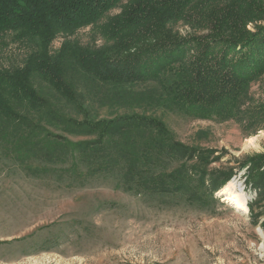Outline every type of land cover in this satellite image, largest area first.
I'll list each match as a JSON object with an SVG mask.
<instances>
[{
	"label": "rangeland",
	"instance_id": "obj_1",
	"mask_svg": "<svg viewBox=\"0 0 264 264\" xmlns=\"http://www.w3.org/2000/svg\"><path fill=\"white\" fill-rule=\"evenodd\" d=\"M209 4H192L185 19L169 27L181 37H202L208 33ZM121 9H112L102 22ZM247 28L254 30V24ZM65 40L92 48L111 44L89 25L58 34L52 52ZM35 48L34 41L14 32L1 35L0 68L23 65ZM33 81L58 109L79 120L133 112L157 116L175 141L196 149L199 159H170L157 170L188 174L190 182L181 189L147 190L143 179L128 182L114 168L73 158L53 145L61 136L72 141L92 136L36 117L44 128L25 144L23 128L0 125V264H264V187L252 186L249 166H242L264 153V116L249 123L244 115L264 106V74L249 82L236 116L209 118L169 107L155 80L115 86L82 78L83 111L40 78ZM225 171H233L231 179L211 193L212 175ZM229 182L247 209L223 200Z\"/></svg>",
	"mask_w": 264,
	"mask_h": 264
},
{
	"label": "trees",
	"instance_id": "obj_2",
	"mask_svg": "<svg viewBox=\"0 0 264 264\" xmlns=\"http://www.w3.org/2000/svg\"><path fill=\"white\" fill-rule=\"evenodd\" d=\"M197 2L211 3L205 15L210 21L208 33L181 37L169 24L185 19L187 9ZM120 6L119 13L102 22ZM249 22L254 30L247 28ZM89 25L111 44L92 48L65 40L52 52L58 34H72ZM7 32L34 41L36 48L23 65L0 68V125L23 128L28 132L23 136L25 144L32 133L44 128L36 117L70 133L92 136L81 141L61 136L62 141L53 145L65 148L73 158L114 168L128 182L143 179L147 190L181 189L189 183L188 174L182 177L178 171L160 174L157 170L170 159H199L196 149L175 141L166 123L154 115L71 117L36 88L34 77L80 111L78 81L82 78L115 86L155 80L169 107L209 118L236 116L247 85L264 74V0H0V36ZM245 114L249 123L263 119L264 106ZM263 164L264 153L242 164L249 166L247 180L256 188L264 187ZM232 175L233 171L213 174L211 193Z\"/></svg>",
	"mask_w": 264,
	"mask_h": 264
},
{
	"label": "bare ground",
	"instance_id": "obj_3",
	"mask_svg": "<svg viewBox=\"0 0 264 264\" xmlns=\"http://www.w3.org/2000/svg\"><path fill=\"white\" fill-rule=\"evenodd\" d=\"M234 187V183L233 182H229L228 185H226V190L229 191V194L226 193V195L223 197L224 201H232L234 203H236V205H238V207H241L243 209H247V206L245 205V203L239 199V194L235 193L232 189Z\"/></svg>",
	"mask_w": 264,
	"mask_h": 264
}]
</instances>
